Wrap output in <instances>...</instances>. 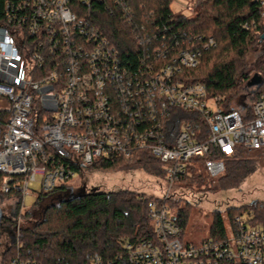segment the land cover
Instances as JSON below:
<instances>
[{
  "label": "built area",
  "instance_id": "1",
  "mask_svg": "<svg viewBox=\"0 0 264 264\" xmlns=\"http://www.w3.org/2000/svg\"><path fill=\"white\" fill-rule=\"evenodd\" d=\"M203 1L171 10L190 18ZM95 4L123 24L132 50L108 39ZM134 18L129 0H0V196L21 213L39 194L69 189L94 163L146 154L162 165L166 191L150 205L153 237L127 245L117 264H264V230L243 216L221 239L184 245L167 205L181 196L193 160L215 179L224 173L219 155L264 150V93L224 112L203 85L184 80L199 54L158 28H137ZM90 264L113 262L95 255Z\"/></svg>",
  "mask_w": 264,
  "mask_h": 264
},
{
  "label": "trees",
  "instance_id": "2",
  "mask_svg": "<svg viewBox=\"0 0 264 264\" xmlns=\"http://www.w3.org/2000/svg\"><path fill=\"white\" fill-rule=\"evenodd\" d=\"M175 1L129 0L135 15L134 26L144 27L149 33L158 28L155 33H168L175 45L197 52L199 65L185 71L184 80L203 85L207 98L219 99V107L224 112L236 110L233 103H238L241 93L251 86L253 95L250 101L257 100L264 93V56L254 69L247 68L246 59L251 51L264 43V4H261L264 0H204L196 15L190 18L173 13L171 6ZM91 13L119 49L130 51L134 48L126 28L113 15L98 4L92 7ZM162 36L158 39L161 40ZM209 40L212 44L208 43ZM2 119L4 115L0 114ZM245 151L249 152L239 150L232 156H218L224 162V173L216 181L204 173L201 160H193L194 164L189 167L190 177L181 178L179 188L186 191L207 184L205 190H238L256 170L255 161L243 156ZM135 169L159 179L163 176L162 165L146 154L132 162H97L87 171ZM1 181L0 174V184ZM69 193V189L61 187L52 193L38 195L32 207L22 215L27 218L26 224L1 255L0 264H8L16 257L35 264H90L95 255L104 262L117 264V258L126 254L127 245L135 246L153 237L149 209L158 198L130 190L77 196ZM182 201L183 195L171 197L167 205L174 213L175 223L184 232L190 208L187 203L181 206ZM15 211L18 216L19 205ZM244 214L251 217L248 222L252 226L264 230V201H259L227 207L224 212L213 211L209 238L225 236L224 217L229 224Z\"/></svg>",
  "mask_w": 264,
  "mask_h": 264
},
{
  "label": "rangeland",
  "instance_id": "3",
  "mask_svg": "<svg viewBox=\"0 0 264 264\" xmlns=\"http://www.w3.org/2000/svg\"><path fill=\"white\" fill-rule=\"evenodd\" d=\"M181 4L182 0H176L172 5L173 11L177 12L180 10ZM186 17L189 16L187 15ZM263 54L264 43L250 52L246 59L247 68H256L259 60L264 56ZM252 91L253 86L246 88L241 93V100L238 103H233V106L239 109L242 106L240 104L247 103V101L249 103ZM242 154L244 157L255 161L256 170L245 180L238 190L229 192L205 190L208 186L207 184L201 186L199 189L196 187L186 191L182 188L178 189L184 199L181 202V206L187 203L190 208L189 220L182 235L184 245L198 246L209 239V228L212 223L211 215L213 211L224 212L227 207H239L264 201V150L245 151ZM212 180L216 181L217 179ZM66 186L70 190L69 194L74 196L91 192L107 193L130 190L146 196L160 198L166 191L165 184L161 179L149 176L139 169L116 172L85 170L80 174H76L74 179L66 184ZM34 201L35 199L28 201L26 207L17 216L15 214V204L0 198V258L8 247L11 246L12 241L16 240L20 228L26 224L27 218H24L22 215L32 207ZM172 215H174L173 212ZM243 218L246 221L251 219L248 214H244ZM224 221L227 224L225 217Z\"/></svg>",
  "mask_w": 264,
  "mask_h": 264
},
{
  "label": "water",
  "instance_id": "4",
  "mask_svg": "<svg viewBox=\"0 0 264 264\" xmlns=\"http://www.w3.org/2000/svg\"><path fill=\"white\" fill-rule=\"evenodd\" d=\"M1 216V215H0ZM0 219H1V217H0Z\"/></svg>",
  "mask_w": 264,
  "mask_h": 264
},
{
  "label": "flooded vegetation",
  "instance_id": "5",
  "mask_svg": "<svg viewBox=\"0 0 264 264\" xmlns=\"http://www.w3.org/2000/svg\"><path fill=\"white\" fill-rule=\"evenodd\" d=\"M1 223V222H0Z\"/></svg>",
  "mask_w": 264,
  "mask_h": 264
}]
</instances>
